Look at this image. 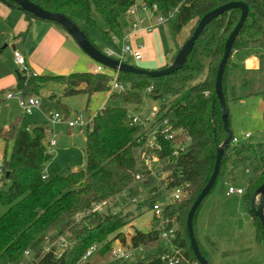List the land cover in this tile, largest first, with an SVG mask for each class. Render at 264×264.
Masks as SVG:
<instances>
[{"label":"trees","instance_id":"trees-1","mask_svg":"<svg viewBox=\"0 0 264 264\" xmlns=\"http://www.w3.org/2000/svg\"><path fill=\"white\" fill-rule=\"evenodd\" d=\"M28 1L45 11L64 15L80 29L81 25L85 26L93 35L106 41L108 46H112L113 39H116L118 44L115 48L119 49L129 24L126 11L134 0ZM142 1L150 7H157V14L165 19L175 48L176 37L181 31L193 23L189 38L206 13L227 3H244L248 15L235 38L222 77L225 106L229 101L240 99L238 87L248 85L251 72L240 68L233 58L255 57L264 75V0ZM22 14L28 23L37 20ZM239 15V10L234 9L211 21L195 41L185 64L172 74L152 78L117 73L122 92H110L106 104L89 120L85 129L86 167L83 170L48 180L42 171L51 159L45 146L46 127L38 126L27 132L19 129L17 123H12L0 129V143L6 147L8 142H12L10 155H4L1 163L0 204L7 210L0 217V264H77L88 248L95 244L103 243L102 253L110 252L116 240L126 246L125 238L119 232L129 223L123 216L117 218L106 211L90 214L77 223L74 217L95 203H106L121 196L132 198L138 183L146 187L156 184L144 200L151 211L157 196L169 195L184 184H188V188L182 190L179 200L164 206L162 216L167 223L162 229L155 224L147 233L135 230L131 234L127 245L131 250L157 249L155 254L134 264H169L167 246L159 235L172 227L175 232L171 243L177 249L174 264H198L186 233V215L207 183L217 148L225 139L220 108L214 95V82L224 42L238 22ZM97 18L102 25L97 23ZM82 31L94 48L105 53L106 48L101 41ZM25 35L26 30L18 37L23 39ZM174 57L157 70L168 67ZM124 62L129 64V60ZM203 71L205 77L201 82L186 87L197 73ZM15 77L16 90L22 98L37 95L43 87L56 83L62 86L64 97L83 93L88 100L94 94L108 93L112 79L108 74L94 72L43 76L31 72L27 65L25 69L15 71ZM146 90H149L153 100L162 101L158 115L166 118L175 131L171 141L159 138L161 151L155 153L145 150V133L130 124L131 115L128 112L129 106L141 103ZM167 97L169 101L166 104L164 99ZM232 140L231 135L214 186L216 183L221 187L225 183H234L235 169L251 149L234 144ZM182 146L184 149L173 156V152L179 151ZM152 154L159 159L158 171L167 174L160 181L155 180L145 164L147 156ZM251 166L252 177L246 183L242 196L254 226V240L264 245L260 223L250 208L251 195L264 182V155L256 156ZM198 209L193 217V231ZM113 234L115 238L108 240ZM194 235L201 255L209 264L208 256L214 253L215 243L208 238L201 243L195 232ZM59 237H66L71 245L60 248L56 244ZM159 243H162L161 247ZM25 252L29 253L28 257L24 256Z\"/></svg>","mask_w":264,"mask_h":264},{"label":"rangeland","instance_id":"rangeland-1","mask_svg":"<svg viewBox=\"0 0 264 264\" xmlns=\"http://www.w3.org/2000/svg\"><path fill=\"white\" fill-rule=\"evenodd\" d=\"M22 16L18 10L7 7L0 2V129L17 123L19 129L27 132H31L37 126H45L46 130L52 131L55 135V146L49 147L47 145L50 136L46 134L45 146L51 159L43 166L42 171L48 180L64 177L71 171L85 169V126L106 104L110 91L94 94L89 100L88 96L83 93L64 97L62 86L50 83L40 89L37 95L32 96L37 99L38 108L33 110L29 116L24 114L18 104L19 92L16 90L15 77V71H20L21 68L14 64L13 59V46L18 47L14 37L23 31L20 30L22 24L20 17ZM96 21L102 25L99 18ZM192 27L193 23L184 28L176 37L177 47L175 48L167 25L157 26L149 33V39L142 42L144 44V49L141 52L142 61L135 62L130 59L129 64L139 68L149 67V70L159 69L168 62L170 57L176 54V50L188 38ZM81 29L89 37L101 41L106 49L109 47L106 41H102L93 35L85 26L81 25ZM79 52L77 66L70 73L91 72L97 64L81 51ZM244 61V58L237 60L240 68L247 67V62ZM249 70L251 72L249 73L248 85L238 87L240 99L229 101L226 105L232 138L237 141V145L251 148L235 169L236 180L230 184L235 189L245 187L247 180L252 177L251 163L256 156L264 155V75L262 68L259 67V62L255 69ZM113 73V71L105 68V74L113 76ZM6 75L7 77H5ZM42 75L53 76L54 74L43 72ZM204 77L205 71L197 73L193 81L186 87L201 82ZM7 94H12L15 98L5 99ZM168 101V97L164 99L166 104ZM161 103L160 100H153L149 90H146L142 94L141 103L138 106H129L128 112L130 115L137 116L140 121L147 120V128L151 133L156 131L157 127L152 125L154 120L150 117V113L157 110ZM55 116H58L62 122L52 123L51 119ZM74 120L78 124H82V127L67 128L65 122H73ZM246 134L249 135L247 138H245ZM11 148L12 142H8L6 147L1 146L0 162H2L4 155L6 157L10 155ZM0 187H2L1 182ZM151 188H156V184L146 187L138 183L135 185V193L132 198L121 196L109 199L104 203V212L108 211L117 218L123 216L125 221L129 220V223L119 231L123 234L125 241V236L132 234L135 230L147 233L155 227L153 212L144 204ZM225 190V186L221 187L219 183H216L196 214L201 239L208 238L215 243L216 252L212 255L211 263L264 264V245L254 241V228L243 199L237 201L238 198L236 197L226 196ZM154 204L163 205L164 196H157ZM6 210L7 208L0 204V217ZM114 238L115 234L109 236L108 240ZM116 241L118 245L113 243L112 249L122 246L131 253L129 259H116L109 252L102 253L103 243H98L95 244V251L91 256L85 260L80 259L77 264H134L157 251L156 248L131 250L128 246L122 245L119 240ZM161 244L159 243L158 246L161 247Z\"/></svg>","mask_w":264,"mask_h":264},{"label":"water","instance_id":"water-1","mask_svg":"<svg viewBox=\"0 0 264 264\" xmlns=\"http://www.w3.org/2000/svg\"><path fill=\"white\" fill-rule=\"evenodd\" d=\"M0 2L5 4L7 7L16 9L19 12L30 15L34 19L50 22L61 27L65 31V33L72 39V41L75 43L78 49L97 65H100L103 68L109 69L117 73L143 75L152 78L163 77L181 69L182 66L185 64L186 59L190 54L195 41L197 40L203 29L211 21L229 12L230 10H234V9L239 10L240 15L238 22L236 23V25L234 26V28L232 29V31L230 32V34L228 35L227 39L224 42L223 53L217 67V72L214 82V95L218 101V105L220 108L221 122H222L223 130L225 132V139L223 143L217 148L212 173L205 186L202 188V190L199 192L194 202L191 204L188 213L186 215V222H185V228L189 240L190 249L196 262L198 264H208L206 259L201 255L197 246V242L193 231V217L196 210L198 209L202 201L206 198V196L210 193V191L212 190L215 184V180L219 172L222 156L230 142L231 132L229 130L227 109L225 106V101L222 92V77L225 66L230 57L235 38L247 18L248 15L247 6L242 2H231L219 6L214 10L206 13L198 21L191 36L182 44L180 49L175 54L172 63L168 67L160 70H146L132 66L130 64H126L125 62H120L116 59L107 56L104 53H101L100 51H98L96 48L93 47V45L90 43L89 39L87 38L86 34L76 24H74L71 20H69L67 17H65L62 14L45 11L40 7H38L37 5L29 2L28 0H0ZM11 3L14 4V6L11 5ZM6 176H8V173H6ZM250 208L253 215L258 219L260 223L262 235L264 238V182L251 195Z\"/></svg>","mask_w":264,"mask_h":264},{"label":"built area","instance_id":"built-area-1","mask_svg":"<svg viewBox=\"0 0 264 264\" xmlns=\"http://www.w3.org/2000/svg\"><path fill=\"white\" fill-rule=\"evenodd\" d=\"M126 17L129 20L128 27L125 30L124 37L122 39V44L119 49L115 48V45L118 44V41L116 39H113V45L109 46L105 53L107 56L116 59L120 62H124L125 60H134L135 62L141 60V50L142 45L138 44L135 47H132L129 43V37L134 35L138 32H146L150 33L152 32L157 26H160L162 24H165V19L157 14V7L155 5H152L151 7L145 4L142 0H134L131 6L126 11ZM13 59L14 64L18 67H20V71L22 69H25L26 62L25 59L21 56V54L13 50ZM94 73H105V68H103L100 65H97L93 71ZM123 87L117 82V72L113 73L111 83H110V92H116L120 93L122 92ZM6 99H12L15 98L12 94H7ZM18 98V104L20 108L23 110L24 114L31 115L32 111L38 108V101L34 97H26L22 98L20 94L17 96ZM150 117L154 120L153 126H156L157 129L154 132H149L148 121H140L137 116L131 115L130 116V124L133 126L138 127L142 133H145L143 137V144L145 150L151 151V152H160L161 146L159 143V138H163L164 140L171 141L174 137L175 131H173L172 126L167 121L166 118L162 119L158 115V109L153 110L150 113ZM52 123L56 122H62V120L55 116L51 119ZM67 128H73L74 126L82 127V124H78L76 120L73 122H65ZM88 123L85 127H87ZM81 132V130H80ZM47 135L50 136L49 140L47 141V145L49 147L55 146L54 141V134L52 131L47 130ZM249 135H245V138H247ZM188 140V139H187ZM234 144L237 143L235 139L232 140ZM184 149V146L179 148V151L173 152V156L177 155L178 152L182 151ZM1 163L0 162V178L2 177V169H1ZM145 164L147 169L149 170L150 174L155 178L156 181H160L167 177V174L163 172H159L158 168L160 167V162L158 157H156L154 154L147 156L145 159ZM165 185H163L164 187ZM224 186L226 187L225 195L226 196H242L243 190L242 189H235L230 186L229 183H225ZM188 188V184H184L182 187H178L169 195H163L164 196V204L158 205L153 204L152 206V212L154 215V218L156 220V225L158 229H162L163 225L167 223V219H163L162 213L164 206H166L170 201H176L179 200L182 190ZM104 212V203H95L90 206L87 210L80 212L75 215L74 219L75 222L81 221L83 218L89 216L93 213H103ZM175 232V229L172 227L167 231H161L159 238L160 240L167 246V253H168V262L169 264H174L176 261L173 262L174 254L177 253V249L172 245L171 238L173 237V234ZM56 244L64 249L68 246H70V242L66 239V237H59L56 240ZM95 251V245L88 248V250L83 255L82 259L85 260L88 257L91 256V254ZM111 256L116 259H123L127 260L131 257V253L124 249L122 246H119L116 249H112L110 252ZM25 257L29 256L28 252L24 253Z\"/></svg>","mask_w":264,"mask_h":264},{"label":"crops","instance_id":"crops-1","mask_svg":"<svg viewBox=\"0 0 264 264\" xmlns=\"http://www.w3.org/2000/svg\"><path fill=\"white\" fill-rule=\"evenodd\" d=\"M20 21L22 22L20 30H23L20 33L26 30V35L23 39H21L18 36L14 37L15 42L18 44V47L16 48L13 46V50L18 51L21 54V56L25 59L26 65L28 66L31 72L38 75H42V73L45 72L49 74H54L53 76H58V75H67L72 70L75 69V67L77 66V62L79 61L80 50L61 27L56 26L55 24H52L50 22H45L41 20H31L28 23L24 19V16L20 17ZM149 37H150L149 33L138 32L129 37V43L132 47L141 44L143 46L142 47L143 50L144 44L142 42H144L145 39H149ZM244 59H245L244 62H247L246 65L247 67L244 69H255L257 67L258 60L255 57L249 56V57H245ZM237 60L238 59L235 58L234 62L237 63ZM140 61H142V56ZM95 67H93L91 72L94 71ZM140 68L146 70L150 69L149 67H140ZM5 77H7V75ZM1 146L2 145L0 143V148ZM230 197L238 198L237 201H241L242 199L244 201L243 196L232 195ZM246 211H247V207H246ZM249 218L251 221L250 216ZM198 230H199V226L197 223V219L195 218L194 232L196 234L198 241L202 243L205 240V238H203V240L201 239V235ZM254 234H255V230H254ZM130 236L131 234H127V236H125L126 246L129 244ZM114 243L118 245L117 241H115ZM214 252H216V248ZM214 254L215 253H210V255L208 256L209 264H212L211 260H212V255Z\"/></svg>","mask_w":264,"mask_h":264}]
</instances>
